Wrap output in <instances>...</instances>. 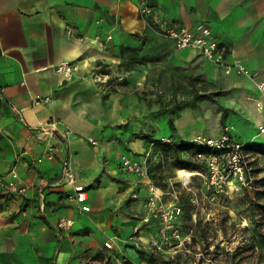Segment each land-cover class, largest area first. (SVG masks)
<instances>
[{
  "label": "crops",
  "instance_id": "1",
  "mask_svg": "<svg viewBox=\"0 0 264 264\" xmlns=\"http://www.w3.org/2000/svg\"><path fill=\"white\" fill-rule=\"evenodd\" d=\"M140 1L0 0V181L26 188L0 189L8 193L0 197V264H149L129 248L152 251L158 223L145 206V180L121 160L149 150L142 138L154 137L149 122L173 119L155 103L161 88L215 84L217 103L229 108L220 116L255 132L264 124V92L225 66L240 61L264 81V0H150L147 19ZM163 19L174 27L209 26L226 47L224 64L159 35L154 26ZM62 61L73 64L71 77L57 70ZM182 119L186 126L196 117L185 109L173 119L172 134L187 138L177 127ZM194 129L204 134L207 126ZM65 162L73 182L63 178ZM76 187L85 200L76 198ZM68 216L73 224L59 228Z\"/></svg>",
  "mask_w": 264,
  "mask_h": 264
},
{
  "label": "built area",
  "instance_id": "2",
  "mask_svg": "<svg viewBox=\"0 0 264 264\" xmlns=\"http://www.w3.org/2000/svg\"><path fill=\"white\" fill-rule=\"evenodd\" d=\"M153 12V5L150 0H141L139 3V14L142 18L147 19ZM154 26V24H153ZM157 32L173 39L177 48L192 47L198 49L201 54L216 63L224 64L227 56L226 47L220 44L212 37L209 26L204 23L196 24L192 28L174 27L166 20L156 22ZM111 36L109 35L108 38ZM99 44L104 46V42L95 37ZM226 72L232 69L238 74L246 75L255 81L256 86L264 92V81H257L253 78L250 71L240 62L235 61L233 64L225 63ZM57 70L66 76H72L73 64L69 61H62L58 64ZM249 96H247L248 98ZM44 99L50 100V97H38L37 101ZM261 107V104L258 103ZM55 126L56 122L50 123ZM45 131V129H43ZM258 135H264V124L258 128ZM31 137V135H30ZM168 141V137H162ZM191 141L202 144L207 147L208 151H201L195 154V159L203 162L206 171H188L178 169L174 177L169 178L170 189L164 190L159 187L149 170V159L153 155L152 143L150 148L139 159H133L129 156H123L121 166L124 170L134 173L146 182L148 195L145 206L149 212V219H154L158 223L159 237L150 242L149 247L152 251L168 255L176 247L183 245L185 241L190 242L191 234L182 235L179 219L182 216L183 209L177 203L181 190H187L193 194V201L197 200L193 178L200 177L201 187L198 189L204 193L206 199L210 202L218 198L230 195L231 191L238 192L241 189L251 190L254 187V174L252 172L251 160L244 148V144L234 138L228 127H224L221 134L217 137L204 136L196 134ZM92 143L98 141L89 138ZM47 157L52 158V151L47 152ZM42 159L39 158L38 161ZM64 180L74 181V174L68 162H65L63 172ZM17 178V174H13ZM0 189L8 193H24L26 188L15 181H0ZM76 198L79 201L86 199V192L82 187H76ZM84 210H89L88 206H83ZM73 224L71 217H61L59 228H68ZM108 247L110 244L106 243Z\"/></svg>",
  "mask_w": 264,
  "mask_h": 264
},
{
  "label": "rangeland",
  "instance_id": "3",
  "mask_svg": "<svg viewBox=\"0 0 264 264\" xmlns=\"http://www.w3.org/2000/svg\"><path fill=\"white\" fill-rule=\"evenodd\" d=\"M158 34L168 38L160 32ZM194 92L199 95L195 96ZM159 94V99L155 100V103L160 102L161 109L164 111L172 110L173 113L170 112V114H173V119L180 116L185 109L192 110L193 116L196 117V120L188 121L186 126L183 125V119L178 121L177 127L180 135L183 134L187 138H191L198 133L194 129V125L199 127L204 125L207 126V130L202 132L204 133L202 135L217 137L221 132L219 133L216 127L226 123L230 132L235 133L233 136L236 140L243 143L264 142V135H258L257 131L249 130V128H241V126H246L242 120H231V117L225 119L226 116L222 114L220 116L222 109L228 113L229 108H224L217 103L216 97L222 94V91L215 89V84H193L192 90L188 88V85L186 87L185 84H178L175 92L164 87L160 89ZM205 95L210 98L204 97ZM153 98L155 97L151 96V100ZM206 112H208L207 119ZM165 115L167 114L149 122L150 125H153L155 138L169 137L173 132L169 119ZM243 130L246 131L244 135L242 134ZM126 153L131 156L129 152ZM250 154L248 153L249 159L251 162H255L252 164L262 170L257 176H264V153L251 152ZM169 162L166 160L165 164H162L163 171L167 176L174 177L177 171L172 168ZM192 203L194 216L199 222L200 228L205 231L206 238L197 236V241L191 243L185 241L183 245L174 248L170 254L166 255L165 259L177 260L172 264L221 263L226 261L228 253H232L238 246H242L243 252L239 256L245 257V262L259 260L264 262V246L254 243L252 239L254 224L251 223L249 217L248 203L242 200L241 195L231 191L226 198L221 197L210 202L205 197L202 201L192 200ZM258 230L264 232V221L262 224L260 223ZM189 234L182 232L183 236ZM129 250L137 256L136 260H139L140 253L137 248L130 247Z\"/></svg>",
  "mask_w": 264,
  "mask_h": 264
},
{
  "label": "trees",
  "instance_id": "4",
  "mask_svg": "<svg viewBox=\"0 0 264 264\" xmlns=\"http://www.w3.org/2000/svg\"><path fill=\"white\" fill-rule=\"evenodd\" d=\"M197 96L199 93L194 92ZM201 97V96H199ZM204 97H209L205 95ZM171 128L174 129L173 119L168 120ZM142 138L149 139L150 144L152 143L153 155L149 159V165L152 163L154 157L158 158V162L149 166L151 176L153 177L155 183L164 190L170 189L169 176H167L164 171L162 164L164 165L166 160H169L172 168L177 171L178 169H186L188 171H206V166L203 162L195 159V154L201 151H208L207 147L191 141L190 138H179L171 134L168 137V141H165L162 137L155 138L152 136H142ZM244 148L247 153L263 152L264 153V142H245ZM251 155V154H250ZM255 162H251L252 172L254 174V187L251 190L241 189L235 192L237 195H241L242 200L248 203L250 210L249 217L253 225V236L252 239L254 243H258L264 246V232L258 230L260 223L264 221V176L258 177V173L262 170L257 168ZM193 185L197 189L201 187L200 177L194 176ZM8 193H1L0 197L6 196ZM199 196V194H197ZM193 194L187 190H181L178 196L177 203L182 207V216L179 219V225L182 232L191 234V242L197 241V236L205 237V231L200 228L199 222L194 216L193 207ZM138 252L142 256H147L149 264H172L177 260H167L165 259V254L148 251L139 248ZM243 252L242 246H238L232 253H228L226 261L221 263L208 262V263H198V264H264L262 261L256 262H245V257L239 256ZM160 259V260H159Z\"/></svg>",
  "mask_w": 264,
  "mask_h": 264
},
{
  "label": "water",
  "instance_id": "5",
  "mask_svg": "<svg viewBox=\"0 0 264 264\" xmlns=\"http://www.w3.org/2000/svg\"><path fill=\"white\" fill-rule=\"evenodd\" d=\"M160 260V259H159Z\"/></svg>",
  "mask_w": 264,
  "mask_h": 264
}]
</instances>
